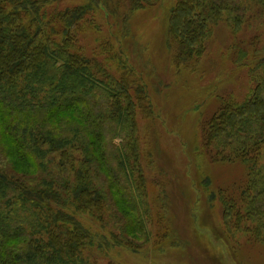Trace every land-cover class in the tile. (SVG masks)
Listing matches in <instances>:
<instances>
[{
    "label": "trees",
    "instance_id": "obj_1",
    "mask_svg": "<svg viewBox=\"0 0 264 264\" xmlns=\"http://www.w3.org/2000/svg\"><path fill=\"white\" fill-rule=\"evenodd\" d=\"M61 1L0 0V264H94L86 253L100 234L80 215L100 226L109 217L119 225V244L136 251L150 236L136 140L138 110L153 115L147 86L126 61L117 78L76 52L71 32H83L80 21L99 7L116 18L126 8V20L160 0L49 8ZM234 3L177 0L166 38L176 66L203 56L212 26L225 15L239 30L244 16ZM256 53L255 88L241 101L220 99L200 124L211 162L245 166L244 184L211 194L222 203L227 238L241 231L248 243L264 246V51ZM247 58L240 52L237 65H248ZM118 138L123 143L115 144Z\"/></svg>",
    "mask_w": 264,
    "mask_h": 264
},
{
    "label": "rangeland",
    "instance_id": "obj_2",
    "mask_svg": "<svg viewBox=\"0 0 264 264\" xmlns=\"http://www.w3.org/2000/svg\"><path fill=\"white\" fill-rule=\"evenodd\" d=\"M87 1L62 0L49 8H74ZM234 1L241 8L236 12L244 16L239 30L232 14L225 15L212 26L203 56L181 66L175 65L166 44L177 0H160L131 12L126 20V8L116 18L99 7L80 21L83 32H71L75 51L112 76L122 77L120 61H126L147 86L153 114L138 110L136 139L147 179L149 240L136 251L119 244L123 242L119 225L109 217L100 226L85 215L77 216L96 236L100 234L98 245L86 253L92 263L264 264V246L248 243L241 231L229 240L222 203L219 198L210 200L212 191L218 193L235 181L238 186L245 183V166L211 162L200 124L219 109L220 99L241 101L258 82L251 68L256 52L264 51V6L257 0ZM240 52L248 54V65H237ZM114 143H123V138ZM206 178L212 182L209 187L204 185ZM105 237L112 241L101 247Z\"/></svg>",
    "mask_w": 264,
    "mask_h": 264
}]
</instances>
